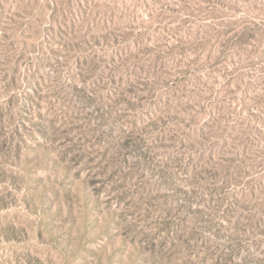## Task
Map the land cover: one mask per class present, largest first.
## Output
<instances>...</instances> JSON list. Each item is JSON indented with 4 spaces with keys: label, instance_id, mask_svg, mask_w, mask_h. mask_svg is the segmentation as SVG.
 Masks as SVG:
<instances>
[{
    "label": "rangeland",
    "instance_id": "rangeland-1",
    "mask_svg": "<svg viewBox=\"0 0 264 264\" xmlns=\"http://www.w3.org/2000/svg\"><path fill=\"white\" fill-rule=\"evenodd\" d=\"M0 264H264V0H0Z\"/></svg>",
    "mask_w": 264,
    "mask_h": 264
}]
</instances>
